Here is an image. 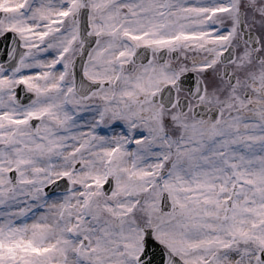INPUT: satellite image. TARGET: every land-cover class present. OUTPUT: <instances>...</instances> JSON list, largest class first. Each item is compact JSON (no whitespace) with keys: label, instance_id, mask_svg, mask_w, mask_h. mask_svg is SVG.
<instances>
[{"label":"snow or ice","instance_id":"snow-or-ice-1","mask_svg":"<svg viewBox=\"0 0 264 264\" xmlns=\"http://www.w3.org/2000/svg\"><path fill=\"white\" fill-rule=\"evenodd\" d=\"M0 264H264V0H0Z\"/></svg>","mask_w":264,"mask_h":264},{"label":"water","instance_id":"water-1","mask_svg":"<svg viewBox=\"0 0 264 264\" xmlns=\"http://www.w3.org/2000/svg\"><path fill=\"white\" fill-rule=\"evenodd\" d=\"M0 46H2V44H0Z\"/></svg>","mask_w":264,"mask_h":264}]
</instances>
